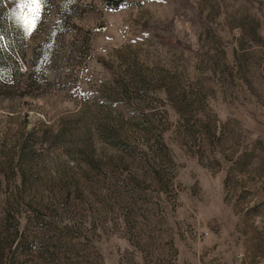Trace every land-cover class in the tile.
Returning a JSON list of instances; mask_svg holds the SVG:
<instances>
[{"label":"rangeland","instance_id":"1","mask_svg":"<svg viewBox=\"0 0 264 264\" xmlns=\"http://www.w3.org/2000/svg\"><path fill=\"white\" fill-rule=\"evenodd\" d=\"M61 1L0 0V264H264V0Z\"/></svg>","mask_w":264,"mask_h":264},{"label":"snow or ice","instance_id":"2","mask_svg":"<svg viewBox=\"0 0 264 264\" xmlns=\"http://www.w3.org/2000/svg\"><path fill=\"white\" fill-rule=\"evenodd\" d=\"M46 6V0H18L19 12L15 13L18 22L25 28L26 34H31L41 21V14Z\"/></svg>","mask_w":264,"mask_h":264},{"label":"trees","instance_id":"3","mask_svg":"<svg viewBox=\"0 0 264 264\" xmlns=\"http://www.w3.org/2000/svg\"><path fill=\"white\" fill-rule=\"evenodd\" d=\"M64 0H62L61 2H63ZM105 6L110 7V8H119L120 6H122L127 0H103ZM5 30L3 29V21H2V16H0V39L4 36ZM51 37V33L48 32L46 33V36L44 38V40L37 45V47L34 49V58H33V62H36L35 56L37 57V53L39 52V50L41 49V51H49V47L47 44V42L49 41ZM0 51H1V47H0ZM1 54V52H0ZM4 68L2 67V62L0 61V70H3ZM5 71L2 72L3 76H6L7 73V69H4Z\"/></svg>","mask_w":264,"mask_h":264},{"label":"crops","instance_id":"4","mask_svg":"<svg viewBox=\"0 0 264 264\" xmlns=\"http://www.w3.org/2000/svg\"><path fill=\"white\" fill-rule=\"evenodd\" d=\"M259 201H260V198H259ZM256 221H258V222H260V220H261V218H260V216L259 217H257V218H254Z\"/></svg>","mask_w":264,"mask_h":264}]
</instances>
